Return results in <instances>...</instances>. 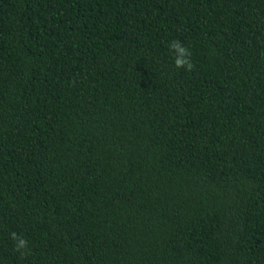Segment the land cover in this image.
Instances as JSON below:
<instances>
[{"label":"trees","instance_id":"16d2710c","mask_svg":"<svg viewBox=\"0 0 264 264\" xmlns=\"http://www.w3.org/2000/svg\"><path fill=\"white\" fill-rule=\"evenodd\" d=\"M0 264H264V0H0Z\"/></svg>","mask_w":264,"mask_h":264},{"label":"clouds","instance_id":"9594fccd","mask_svg":"<svg viewBox=\"0 0 264 264\" xmlns=\"http://www.w3.org/2000/svg\"><path fill=\"white\" fill-rule=\"evenodd\" d=\"M173 56V63L177 69H184L191 72L194 68L191 56L192 53L181 41L173 40L168 45ZM11 239L14 241V251L20 253L21 258L26 257L28 253V241L17 233L11 234Z\"/></svg>","mask_w":264,"mask_h":264}]
</instances>
